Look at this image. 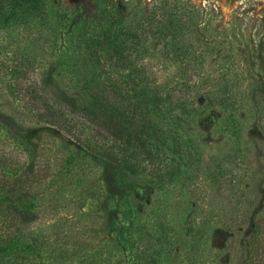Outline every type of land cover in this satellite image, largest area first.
<instances>
[{
    "label": "rangeland",
    "instance_id": "rangeland-1",
    "mask_svg": "<svg viewBox=\"0 0 264 264\" xmlns=\"http://www.w3.org/2000/svg\"><path fill=\"white\" fill-rule=\"evenodd\" d=\"M45 1V22L36 18L28 25L0 29V178L10 165L16 168L30 162L34 177L38 173L47 177L30 213L16 216L4 203L0 204V238L16 234L19 244L28 245L26 251L20 248L21 251L12 252L15 258L0 255V262L236 264L242 250L241 235L249 228V214L252 210L256 215L264 214V200L257 205L259 200H254L264 198V192H258L259 185L264 190V173L252 175L256 166L264 167V116L246 106L239 108L241 128L238 138L230 139L214 127L220 108H208L206 117L186 126V131H193L205 146L199 166L192 167L195 177L184 178L180 172L164 179L167 182L163 185L150 187L147 175L140 173L126 197L118 184L131 177L117 176L115 167L105 158L77 144L65 130L37 120L34 115L41 104L27 91L39 75L69 87L75 81L73 74L85 67L81 60L84 49L79 42L82 35H77L75 15L79 12L89 18L102 0ZM116 1L131 8L137 1L150 0ZM191 1L204 5L212 22L220 23L232 34L217 36L222 45L218 55L222 58L220 70L236 71V77L241 79L246 69L244 61L239 60L242 53L251 44L259 45V37L264 34V0H237L231 9L220 0ZM241 34L246 41L240 40ZM227 42H232V49L227 50ZM161 61H147L148 69L153 64L155 83L164 81L179 66L177 62L160 66ZM204 64L203 70L211 69L208 59ZM242 67L244 72H240ZM13 71H20L19 75ZM211 71L216 75L213 67ZM199 75L204 78L202 73ZM210 86L206 85V89ZM204 91L199 93L204 95ZM70 133L84 141L89 139L90 147L95 140L111 150L110 138L102 142L103 135L86 125L71 127ZM69 152L76 160L66 182L57 173L60 168L56 159ZM217 153L234 154L235 165L229 175L235 184L224 176L208 182L206 162L210 154ZM161 222L165 223V230H161Z\"/></svg>",
    "mask_w": 264,
    "mask_h": 264
},
{
    "label": "trees",
    "instance_id": "trees-1",
    "mask_svg": "<svg viewBox=\"0 0 264 264\" xmlns=\"http://www.w3.org/2000/svg\"><path fill=\"white\" fill-rule=\"evenodd\" d=\"M99 6L89 18L79 12L75 15L85 66L73 74L75 81L63 87L41 74L25 91L39 99L41 109L34 113L37 120L65 130L77 144L111 163L117 176L131 177L118 184L126 197L143 175H147L150 187L163 185L167 182L164 179L180 172L181 177H195L193 169L199 166L205 146L193 131H186V126L206 117L208 108H220L214 127L230 139L238 138L241 128L239 108L246 106L264 116V34L259 37V45L251 44L242 53L239 60L244 61L246 69L244 72L241 68L244 76L239 79L236 71L220 70L222 58L218 55L222 45L217 36L232 34L220 23L212 22L204 5L191 0H150L137 1L128 8L116 0H102ZM45 8V0H0V29L28 25L36 18L45 22ZM239 38L244 39L242 34ZM231 44L227 42V50L233 48ZM154 59L162 60L160 66L177 62L178 69L155 83L153 64L147 67V61ZM207 59L216 75L211 69L203 70ZM208 84L211 86L206 89ZM202 90L204 95L199 93ZM76 125H86L103 135L102 142L110 138L111 150L95 140L90 147L89 139L84 141L70 133ZM233 153L210 154L205 174L209 183L224 176L235 184L229 175L235 165ZM56 160L60 168L57 173L67 182L76 158L69 152ZM261 171L264 173V167L256 166L252 175ZM5 173L0 178V204L4 203L16 216L30 213L47 177L40 173L34 177L33 162L16 168L10 165ZM140 173L143 174L137 176ZM260 188L259 185V195L264 192ZM257 199L256 205L264 200L263 196L254 200ZM249 202L253 207V201ZM248 224L241 235L242 250L236 264H253L252 260L254 264H264V214L256 215L252 210ZM160 226L161 230L167 228L163 222ZM0 239L3 257H14L12 252L20 248L28 249L27 244L18 243L16 234Z\"/></svg>",
    "mask_w": 264,
    "mask_h": 264
},
{
    "label": "water",
    "instance_id": "water-1",
    "mask_svg": "<svg viewBox=\"0 0 264 264\" xmlns=\"http://www.w3.org/2000/svg\"><path fill=\"white\" fill-rule=\"evenodd\" d=\"M222 3L225 4V6L228 8V9H231L235 6V2L237 0H220Z\"/></svg>",
    "mask_w": 264,
    "mask_h": 264
}]
</instances>
